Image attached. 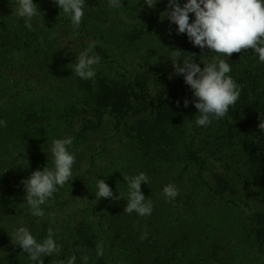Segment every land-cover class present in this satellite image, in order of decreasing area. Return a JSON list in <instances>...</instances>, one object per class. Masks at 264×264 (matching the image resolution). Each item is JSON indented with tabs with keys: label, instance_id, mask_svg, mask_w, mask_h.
Returning a JSON list of instances; mask_svg holds the SVG:
<instances>
[{
	"label": "trees",
	"instance_id": "obj_1",
	"mask_svg": "<svg viewBox=\"0 0 264 264\" xmlns=\"http://www.w3.org/2000/svg\"><path fill=\"white\" fill-rule=\"evenodd\" d=\"M34 3L41 12L29 30L16 14L18 0H0V119L6 122L0 127V264H30L12 243L21 224L38 241L49 227L56 232L61 256L44 257V264L78 255L77 246L86 250L88 264H264V133L258 129L264 63L254 50L228 59L194 47L163 19L167 0L154 8H141L143 0H122L121 8L86 0L75 35L52 0ZM68 31L81 51L94 42L100 56L94 78L74 72L72 55L60 44ZM214 57L230 64L240 98L223 118L197 126L198 110L183 106L191 89L174 66L188 58L203 68ZM104 119L111 134L87 156L82 172L73 165L69 181L41 206L45 216H32L21 180L52 167L55 138L71 136L69 151L82 155ZM97 158L106 163L99 176ZM140 172L149 176L141 185L153 202L149 216L124 212L122 175ZM96 177L121 199L98 200ZM169 183L179 189L171 201L162 193Z\"/></svg>",
	"mask_w": 264,
	"mask_h": 264
},
{
	"label": "clouds",
	"instance_id": "obj_2",
	"mask_svg": "<svg viewBox=\"0 0 264 264\" xmlns=\"http://www.w3.org/2000/svg\"><path fill=\"white\" fill-rule=\"evenodd\" d=\"M69 18L76 34L85 15L86 0H52ZM159 0H143L140 7L154 8ZM113 8H121L122 0H109ZM41 12L34 0H18L16 14L24 19L27 29L32 30L33 17ZM164 18L169 25H175L176 34H186L189 42L194 47L209 49V51L224 54L229 57L232 53L241 52L242 49H253L258 56V61L264 63V0H167ZM193 14L190 22V15ZM171 35V30H169ZM95 44L88 47L76 56L74 72L83 80L95 77L93 67L100 62V56L93 52ZM180 56V51L175 53ZM203 63V68L192 59H184L175 67V73L183 76L184 83L192 92L191 99L185 98L183 106L193 104L198 110L195 116L197 126H207L213 120L223 118L240 98V86L228 75L231 66L225 59L214 57L211 62ZM180 101H177V106ZM258 129L264 133V117H259ZM6 122L0 119V127ZM73 144L71 136L55 138L51 142L50 153L52 167L36 169L26 178L21 180L25 193V200L29 212L34 217L43 218L45 211L41 207L53 198L60 187H63L73 175L75 156L69 151ZM128 187L127 203L124 212H135L138 216H149L153 211V202L146 198L141 191L142 184H148L149 176L145 172L135 175H122ZM95 197L120 200V194L115 195L113 189L106 183V179L96 177ZM164 197L171 201L178 194L176 185L169 183L162 189ZM147 233L141 237L146 238ZM12 243L18 245L27 254L30 264H44V257L57 254L61 256L62 245L57 242L56 232L52 227L47 229V235L41 240L32 234V231L22 224L15 227ZM3 251V250H2ZM4 252V251H3ZM74 254L59 259V264H88L86 250L77 246ZM96 254L103 255V245L97 244Z\"/></svg>",
	"mask_w": 264,
	"mask_h": 264
},
{
	"label": "rangeland",
	"instance_id": "obj_3",
	"mask_svg": "<svg viewBox=\"0 0 264 264\" xmlns=\"http://www.w3.org/2000/svg\"><path fill=\"white\" fill-rule=\"evenodd\" d=\"M60 44L65 52L69 51L71 53L73 61L75 62L76 56L79 54L81 49L79 48L78 43L75 41L72 32L68 31L67 34H65V36H63L62 39H60ZM109 120L110 119H106V120L104 119L103 128L100 131H98L94 136H92L91 140L87 141L84 144V148L81 151L82 155H78V157L75 160L74 169L76 168L75 166L78 167V170H76L75 172H79V173L82 172L84 167H86L87 156L90 155L91 152H95L99 150L101 139L111 134V125ZM110 143L112 144V146L117 145V143H114L113 140H111ZM116 149H118L117 146ZM96 162H97L96 175L99 176L103 172L102 170L105 167L106 163L101 162V160H99L98 158ZM98 172L100 173L98 174ZM61 214L62 211H60L58 216H61Z\"/></svg>",
	"mask_w": 264,
	"mask_h": 264
}]
</instances>
